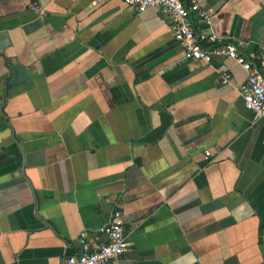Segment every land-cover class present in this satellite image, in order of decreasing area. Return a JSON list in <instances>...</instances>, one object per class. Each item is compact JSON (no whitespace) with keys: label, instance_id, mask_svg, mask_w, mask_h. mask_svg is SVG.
Returning <instances> with one entry per match:
<instances>
[{"label":"crops","instance_id":"obj_1","mask_svg":"<svg viewBox=\"0 0 264 264\" xmlns=\"http://www.w3.org/2000/svg\"><path fill=\"white\" fill-rule=\"evenodd\" d=\"M200 3L209 32L264 62V0ZM246 76L185 58L160 7L0 0V264H63L106 242L116 208L131 246L109 264H264Z\"/></svg>","mask_w":264,"mask_h":264},{"label":"built area","instance_id":"obj_2","mask_svg":"<svg viewBox=\"0 0 264 264\" xmlns=\"http://www.w3.org/2000/svg\"><path fill=\"white\" fill-rule=\"evenodd\" d=\"M138 11L149 7H160L171 13L174 20V35L181 43L185 58L210 63L215 55L234 59L246 72L245 81L240 85V94L245 106L257 117L264 115V62L256 64L241 50L240 44L209 32L210 12L204 10L200 0H122ZM32 9L45 16L46 9L38 3ZM196 14L197 20L192 15ZM224 78H229L224 73ZM210 153L207 152V155ZM106 242H87L79 255L67 257L63 264H109L123 256L131 246L124 232V218L120 209H114L109 222L103 228ZM86 233H81L85 237ZM127 264V263H123Z\"/></svg>","mask_w":264,"mask_h":264}]
</instances>
